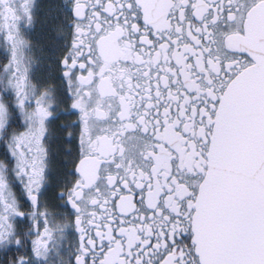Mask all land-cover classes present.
<instances>
[{
    "label": "snow or ice",
    "instance_id": "obj_1",
    "mask_svg": "<svg viewBox=\"0 0 264 264\" xmlns=\"http://www.w3.org/2000/svg\"><path fill=\"white\" fill-rule=\"evenodd\" d=\"M0 264H264V0H0Z\"/></svg>",
    "mask_w": 264,
    "mask_h": 264
}]
</instances>
